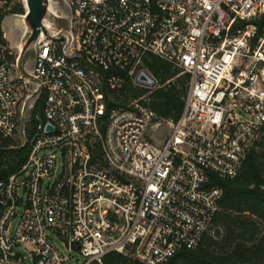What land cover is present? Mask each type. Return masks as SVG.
<instances>
[{
    "label": "built area",
    "instance_id": "built-area-1",
    "mask_svg": "<svg viewBox=\"0 0 264 264\" xmlns=\"http://www.w3.org/2000/svg\"><path fill=\"white\" fill-rule=\"evenodd\" d=\"M62 1L69 34L38 28L34 79L18 70L22 37L0 31V264H170L212 230V176L235 178L264 137V0ZM17 5L25 16V0L0 14ZM152 56L189 76L161 143L145 97L107 111L129 84L150 88L137 78Z\"/></svg>",
    "mask_w": 264,
    "mask_h": 264
},
{
    "label": "trees",
    "instance_id": "trees-1",
    "mask_svg": "<svg viewBox=\"0 0 264 264\" xmlns=\"http://www.w3.org/2000/svg\"><path fill=\"white\" fill-rule=\"evenodd\" d=\"M24 12L23 5H17L11 11L1 13L0 31L7 15ZM261 24H264V18ZM143 68L155 77L157 88L150 91L148 88L129 84L125 91L114 94V101H109L108 114L113 108L125 107L129 100L144 98L150 93L146 104L156 113L157 119L176 121L184 109L189 76L184 74L173 81L180 74V70L154 56L144 61ZM41 105L40 100L36 113L42 118ZM36 124L37 121L33 118L32 128ZM257 146L258 148L251 150L243 169L235 178L212 176L213 184L223 188V198L211 232L217 226L223 229L225 236L222 237V243L228 244L229 250L218 253L211 251L213 246L218 245V241L208 233L198 248L180 251L171 259L170 264H264V137ZM28 153V148L10 151L4 159L14 158L24 162ZM105 264L143 263L126 255L111 253L105 257Z\"/></svg>",
    "mask_w": 264,
    "mask_h": 264
},
{
    "label": "water",
    "instance_id": "water-1",
    "mask_svg": "<svg viewBox=\"0 0 264 264\" xmlns=\"http://www.w3.org/2000/svg\"><path fill=\"white\" fill-rule=\"evenodd\" d=\"M60 0H26V6L28 11L26 15H20L21 20L24 22L27 33L22 40V52L18 60V70L25 78L34 79L30 76L26 70L25 65L30 61L27 55L32 53V59L35 55V49L33 43L37 40L40 31L39 27H42V32L48 37H63L69 34V27L61 26L62 17L55 14L52 6L59 4ZM44 20V24L42 23ZM30 29L33 30L31 33ZM137 83L153 88L157 85V81L147 71H142L138 78ZM48 130H52L51 126H48Z\"/></svg>",
    "mask_w": 264,
    "mask_h": 264
},
{
    "label": "rangeland",
    "instance_id": "rangeland-1",
    "mask_svg": "<svg viewBox=\"0 0 264 264\" xmlns=\"http://www.w3.org/2000/svg\"><path fill=\"white\" fill-rule=\"evenodd\" d=\"M55 8H57L58 12L60 14H68V9L65 6L64 2L62 0H60L59 4L54 5ZM20 14H14V13H10L9 15H7L3 22H2V26H1V30L2 32H5L8 38V41L10 42L11 46L16 47V45H18L20 43L21 37L22 40L24 39V37L26 36L27 33V28L24 24V22L22 20H20L21 18H19ZM61 26L63 27H69V22L66 18L62 17L61 20ZM24 34V36H22ZM28 60L30 61V63L32 62V53H30L29 55H27ZM184 76L183 74H179L178 76H176L173 81H176V79H178V77H182ZM155 88H157V85L153 88H148L150 91H153ZM150 95V93L145 95V98H147ZM114 97V96H113ZM114 101V98H113ZM129 102V101H128ZM127 102V103H128ZM157 121V123H159L158 125H155V122ZM153 125H155L153 127ZM152 125V129L150 130V137H152V139L157 142V143H161L162 141H164L170 131H171V123L168 120H164V119H156L154 121ZM216 231V232H215ZM215 231L210 232L209 236L210 237H215V239L218 241V245L213 246L211 248V251H215V252H221L222 250L227 249V251L229 250V245L226 243H222V237L225 236V231L220 228H218V226L216 227ZM217 232H220V235H217ZM224 248V249H223ZM27 249H30V247H28ZM130 258H133L131 256H128ZM135 259V258H133Z\"/></svg>",
    "mask_w": 264,
    "mask_h": 264
},
{
    "label": "bare ground",
    "instance_id": "bare-ground-1",
    "mask_svg": "<svg viewBox=\"0 0 264 264\" xmlns=\"http://www.w3.org/2000/svg\"><path fill=\"white\" fill-rule=\"evenodd\" d=\"M26 1V0H25ZM19 17V16H18ZM20 18V17H19ZM21 20V19H20Z\"/></svg>",
    "mask_w": 264,
    "mask_h": 264
},
{
    "label": "crops",
    "instance_id": "crops-1",
    "mask_svg": "<svg viewBox=\"0 0 264 264\" xmlns=\"http://www.w3.org/2000/svg\"><path fill=\"white\" fill-rule=\"evenodd\" d=\"M156 125H158V124H156Z\"/></svg>",
    "mask_w": 264,
    "mask_h": 264
}]
</instances>
